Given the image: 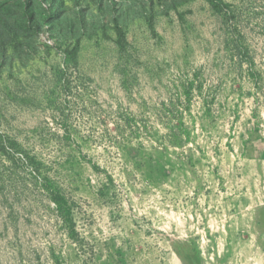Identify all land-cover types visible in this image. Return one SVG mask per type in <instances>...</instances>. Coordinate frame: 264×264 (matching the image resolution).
Wrapping results in <instances>:
<instances>
[{
    "label": "rangeland",
    "instance_id": "1",
    "mask_svg": "<svg viewBox=\"0 0 264 264\" xmlns=\"http://www.w3.org/2000/svg\"><path fill=\"white\" fill-rule=\"evenodd\" d=\"M36 45L0 67V264H264L233 216L264 211V0Z\"/></svg>",
    "mask_w": 264,
    "mask_h": 264
},
{
    "label": "trees",
    "instance_id": "2",
    "mask_svg": "<svg viewBox=\"0 0 264 264\" xmlns=\"http://www.w3.org/2000/svg\"><path fill=\"white\" fill-rule=\"evenodd\" d=\"M66 1L72 4L67 5ZM187 0H0V67L14 58L26 62L37 50L40 36L53 42L78 43L113 26L120 29L133 19L165 15ZM219 1V0H218ZM92 6L88 8V4ZM155 8L157 10H155ZM10 56H7L8 49ZM32 171L39 165L28 159ZM40 188L68 234L73 235L72 209L60 188L50 179L40 178Z\"/></svg>",
    "mask_w": 264,
    "mask_h": 264
},
{
    "label": "crops",
    "instance_id": "3",
    "mask_svg": "<svg viewBox=\"0 0 264 264\" xmlns=\"http://www.w3.org/2000/svg\"><path fill=\"white\" fill-rule=\"evenodd\" d=\"M234 210V220L238 223H242L236 228L237 234L244 232L249 235V239L252 235L254 239H264L263 207L255 206V204H236L234 205ZM180 256L182 260H186L187 264H194V260H189L188 257L184 258L182 254H180Z\"/></svg>",
    "mask_w": 264,
    "mask_h": 264
}]
</instances>
